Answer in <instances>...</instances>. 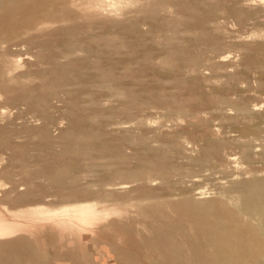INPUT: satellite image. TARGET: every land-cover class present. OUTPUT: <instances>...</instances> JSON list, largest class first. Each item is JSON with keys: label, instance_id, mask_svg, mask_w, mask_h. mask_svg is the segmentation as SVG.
Instances as JSON below:
<instances>
[{"label": "rangeland", "instance_id": "obj_1", "mask_svg": "<svg viewBox=\"0 0 264 264\" xmlns=\"http://www.w3.org/2000/svg\"><path fill=\"white\" fill-rule=\"evenodd\" d=\"M0 18V248L171 264L158 233L208 247L213 216L264 243V0H0Z\"/></svg>", "mask_w": 264, "mask_h": 264}, {"label": "bare ground", "instance_id": "obj_2", "mask_svg": "<svg viewBox=\"0 0 264 264\" xmlns=\"http://www.w3.org/2000/svg\"><path fill=\"white\" fill-rule=\"evenodd\" d=\"M35 1H38V0H35ZM3 3H4V1H3ZM40 3H41V0H40ZM43 4H46V6H47L46 2H44ZM52 5H54V2ZM25 6L26 5H22V6L20 5L19 7H16V8L14 7V10L13 9L8 10L9 12H7V14L9 16L12 15V19L16 22L15 26L18 27V29L20 27L22 29L23 28L22 26L25 24H29L30 27H32L35 24V20L40 18L37 15L31 16L30 18H28V20L22 19L21 17H18V15L15 14L16 13L15 11H18V10L23 11V10H25ZM40 6H41V4H40ZM45 13H47L51 16L57 15L55 13L54 7L53 8L49 7L47 9V12H45ZM2 14H3V12H2ZM23 14L24 13H22V15ZM29 15H30V13H29ZM7 16H5V17L8 18ZM24 17H26V16H24ZM1 18H0V20H1ZM25 28H26V26H25ZM259 205H261V204H259ZM227 215L228 214L225 213V217ZM205 217H206V215H205ZM218 217L219 218H214V216H213V217L209 218L208 223L205 222V225L196 223V226L199 224L197 227L199 228V231L203 232V237H207V239L209 241H211V244H210L211 246L208 245V247H204L205 245L203 247L200 246V243H199L200 241H197V239H195L193 236L190 237V235H188V233H186V230L184 228H182V226L179 228V231L181 233H184V238H185V240H184L185 242L183 241L184 244L189 243V245H190L189 252L187 251L188 253H186V254H184V252H183L184 244L182 243V239H180V241L179 240L177 241V239H175V236H172L173 234L171 232H163V231L159 232L158 233V235H159L158 242L161 245H163L169 249V252H170L169 254H171L169 261H171V264H264V256H263V254H264V243H262L260 241V238L256 235H248V231L245 228H242L241 226H239L232 219L227 218V220L230 222H227V221L217 222V221H215L217 219H223L224 218V217L221 218V216H218ZM199 222H200V220H199ZM204 231H205V233H204ZM199 234H200V232H199ZM178 237L179 236H177V238ZM254 237H256V238H254ZM197 238H199V237H197ZM27 240L24 239V241L21 242L22 244H18L20 241L18 243L11 244V245L10 244L7 245L8 243H4L2 245V247L0 248V264H23L26 257H27V254L31 256L30 250H31L32 243H31V245H28ZM57 249H58V247H57ZM64 254H65V251H64ZM48 255H49V253H48ZM32 256H33V254H32ZM128 256H126V257H128ZM49 259H48V261H51ZM62 259H63V257H62ZM158 259H160V258H158ZM68 260H69V258H68ZM72 260H73V258H72ZM158 261H160V260H158ZM149 262H148V264H149ZM151 262H152V264H154L153 259Z\"/></svg>", "mask_w": 264, "mask_h": 264}]
</instances>
